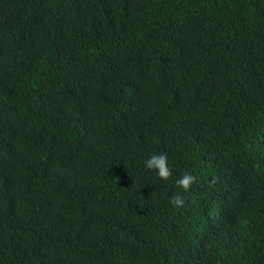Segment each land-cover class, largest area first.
I'll use <instances>...</instances> for the list:
<instances>
[{"label": "trees", "instance_id": "obj_1", "mask_svg": "<svg viewBox=\"0 0 264 264\" xmlns=\"http://www.w3.org/2000/svg\"><path fill=\"white\" fill-rule=\"evenodd\" d=\"M0 264H264V0H0Z\"/></svg>", "mask_w": 264, "mask_h": 264}, {"label": "clouds", "instance_id": "obj_2", "mask_svg": "<svg viewBox=\"0 0 264 264\" xmlns=\"http://www.w3.org/2000/svg\"><path fill=\"white\" fill-rule=\"evenodd\" d=\"M144 165L149 170H154L158 177L163 180H167L171 175V169L168 164V156L166 153H153L148 156L144 161ZM194 177L190 173H184L178 180L176 184L182 187L185 191L189 190ZM171 203L174 206H181L184 201L180 195H174L171 199Z\"/></svg>", "mask_w": 264, "mask_h": 264}]
</instances>
